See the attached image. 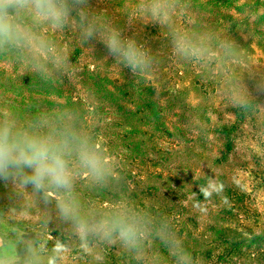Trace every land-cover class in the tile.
I'll use <instances>...</instances> for the list:
<instances>
[{
  "label": "trees",
  "instance_id": "1",
  "mask_svg": "<svg viewBox=\"0 0 264 264\" xmlns=\"http://www.w3.org/2000/svg\"><path fill=\"white\" fill-rule=\"evenodd\" d=\"M155 1L120 0L113 21L105 19L110 15L101 14V8L93 10L149 52L150 67L135 73L117 64L103 44L83 41L76 25L58 26L53 34L52 22L26 17L34 40L23 47L22 73L9 76L10 81L20 80L19 86L11 82V88L22 99L23 129L34 134L36 127L38 135L67 140V165H78L79 173L70 175L68 188L46 185L41 191L59 196L63 203L78 198L85 185L93 223L123 222L134 229L135 239L128 247L118 229L102 242L92 239L102 246L106 264H150L146 252L142 254L147 238L166 253L158 232L167 234L166 244L173 249L167 264H180L183 253L191 254L195 264H264V230L257 232L238 221L243 194L237 198L240 207L222 204L217 210L223 225L206 224L201 234L190 229L189 221L197 217L192 211L209 194L210 179L209 175L197 178L189 169L185 172L179 161L203 140L182 119L197 117L198 108L189 102L190 90L202 89L208 95L213 88L196 70V22L192 19L186 32L178 27L168 32L167 0H158L159 9L154 8ZM89 46L87 62L82 55ZM18 53L13 47L9 50L11 61ZM219 131L230 138L233 126ZM81 145L97 157L96 171L81 161ZM191 194L196 198L191 206L185 205ZM90 229L92 235H100L101 227L90 225ZM149 231L152 234L147 236ZM112 236L120 239L109 246Z\"/></svg>",
  "mask_w": 264,
  "mask_h": 264
},
{
  "label": "rangeland",
  "instance_id": "2",
  "mask_svg": "<svg viewBox=\"0 0 264 264\" xmlns=\"http://www.w3.org/2000/svg\"><path fill=\"white\" fill-rule=\"evenodd\" d=\"M130 5L134 7L132 1ZM89 6L92 11L101 8V14L106 11L110 16L105 19L113 21L120 10V0H91ZM159 7L157 0L154 8ZM192 19L198 27L196 70L202 80L212 84L213 89L208 95L202 89H191L189 102L198 108L197 117L193 119L186 115V119H182L188 127L191 125L192 130L195 127L203 140L192 152H184L179 161L185 172L189 169L197 178L209 175L210 179L209 194L196 204L198 207L192 212L197 217L189 221V226L193 232L201 234L200 230H205L206 224L223 225L216 216L217 210L222 204L240 207L237 198L243 194V209H237L240 212L238 221L262 232L264 0H167L165 21L168 32L177 27L186 32ZM50 29L55 34L58 26L52 23ZM12 47L19 52L14 61L8 55ZM87 48L82 60L89 62L92 47ZM65 51L64 56H67ZM22 54L23 47H0V122H13L18 131L25 132L22 99L11 88V82L19 86L20 80L9 79L10 74L19 76L22 73ZM175 56L172 55V60H177ZM231 125L233 133L230 138L220 133L223 126ZM32 131L38 135V128L33 127ZM74 166H68L69 174L79 175L78 165ZM82 175L86 178L88 173L84 171ZM41 189L18 181H0V264H106L102 246L92 239L98 237V242H102L110 237L113 224L93 223L85 185L81 186L78 198L63 203L59 196L50 192L43 195ZM195 198L196 194L189 195L184 204L190 202L191 206ZM90 225L106 226L105 231L92 235ZM149 234L151 231L147 236ZM157 236L166 253L160 252L163 250L160 247L151 246L153 240L147 238L148 245L142 254L146 252L150 264H167L173 249L166 244V233L158 232ZM112 237L108 239L109 246L116 245L120 239ZM130 244L125 242L124 247ZM147 248L150 249L148 253Z\"/></svg>",
  "mask_w": 264,
  "mask_h": 264
},
{
  "label": "clouds",
  "instance_id": "3",
  "mask_svg": "<svg viewBox=\"0 0 264 264\" xmlns=\"http://www.w3.org/2000/svg\"><path fill=\"white\" fill-rule=\"evenodd\" d=\"M26 17L60 27L76 25L83 41L98 40L117 64L133 73L150 67L149 52L135 38L125 37L118 27L95 14L89 0H0V47L21 48L33 43ZM67 146V140L18 131L13 122H0V181H18L37 190L46 185L68 188L71 177L65 159ZM80 158L97 170V157L86 145H81ZM105 227L100 230L105 231ZM111 227L119 230L126 243L135 239L131 226L114 222ZM179 260L180 264H195L189 253L181 254Z\"/></svg>",
  "mask_w": 264,
  "mask_h": 264
}]
</instances>
